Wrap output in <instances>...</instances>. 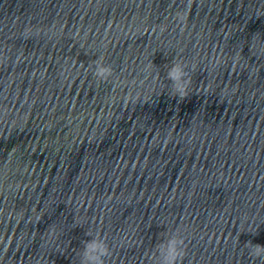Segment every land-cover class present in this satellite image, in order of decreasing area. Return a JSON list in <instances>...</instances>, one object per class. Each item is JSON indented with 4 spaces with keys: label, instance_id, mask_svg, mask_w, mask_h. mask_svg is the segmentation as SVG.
I'll use <instances>...</instances> for the list:
<instances>
[{
    "label": "clouds",
    "instance_id": "9594fccd",
    "mask_svg": "<svg viewBox=\"0 0 264 264\" xmlns=\"http://www.w3.org/2000/svg\"><path fill=\"white\" fill-rule=\"evenodd\" d=\"M93 77L99 82L108 81L114 70L110 64H106L103 57H99L93 62ZM166 79L171 82L173 97L183 101L189 97L192 80L187 65L182 62L173 61L167 68ZM85 235L91 236L86 233ZM166 237L155 245L154 250L148 257L150 264H181L186 254V244L183 236L176 232L163 233ZM82 248L78 253V264H105L106 258L111 256V248L107 241L100 235L92 236V239L82 241ZM248 255L264 262V246L252 244L251 241L245 243Z\"/></svg>",
    "mask_w": 264,
    "mask_h": 264
}]
</instances>
